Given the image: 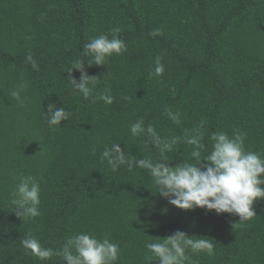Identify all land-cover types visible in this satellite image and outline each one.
Wrapping results in <instances>:
<instances>
[{
	"label": "trees",
	"instance_id": "obj_1",
	"mask_svg": "<svg viewBox=\"0 0 264 264\" xmlns=\"http://www.w3.org/2000/svg\"><path fill=\"white\" fill-rule=\"evenodd\" d=\"M116 28L127 51L89 66L84 45ZM155 29L160 35L150 36ZM157 56L165 70L149 76ZM77 60L99 78L93 97L110 86L111 105L73 90L68 81L79 83L81 70L66 71ZM50 104L70 114L59 126L46 122ZM166 107L181 113L180 126ZM139 118L163 137L183 135L204 118L207 151L211 133L237 130L247 135L246 150L264 156V0H0V264H64L26 254L22 239L58 250L80 232L119 244L116 264H147L145 243L177 230L212 239L216 255L193 256L195 264H264V200L243 222L185 211L156 194L145 170L113 172L101 163L114 143L131 157L158 158L130 133ZM190 152L178 144L170 166L191 162ZM21 175L41 189V215L25 221L10 204Z\"/></svg>",
	"mask_w": 264,
	"mask_h": 264
},
{
	"label": "clouds",
	"instance_id": "obj_2",
	"mask_svg": "<svg viewBox=\"0 0 264 264\" xmlns=\"http://www.w3.org/2000/svg\"><path fill=\"white\" fill-rule=\"evenodd\" d=\"M113 35H100L84 45V55L91 57L92 64L106 65L111 56L122 55L127 51L125 42L116 35L119 28L113 29ZM161 30L155 29L150 36L160 35ZM33 70L39 71L37 62L31 55L26 57ZM85 62L74 61L68 67V73L73 69L81 70L79 83L70 78L73 90L83 96L85 100H102L111 105L114 97L110 86L106 91L93 97V91L99 78L90 77L83 72ZM164 64L160 56L155 59V65L149 76H162ZM21 87H24L23 85ZM17 101L21 100L20 90L11 92ZM128 100L130 97H124ZM165 115L172 123L182 124L181 113L165 108ZM69 112L55 105L48 106L46 122L49 127L59 126L69 118ZM206 120L202 118L197 126L184 129L183 135L163 137L152 124L145 125L144 119L139 118L130 125V133L134 138H145L158 152V158L143 157L137 159L126 155L120 143L105 147L101 153V163L107 162L111 171L116 172L121 166H127L128 171L142 169L151 177L156 186V194L181 210L207 211L214 210L217 215L228 213L240 218V222L256 216L254 204L264 200V156L255 151L246 150L244 132L234 130L230 136L227 132L219 131L210 134L211 150L207 151L203 143L205 138ZM178 144L191 146L190 161L183 160L175 166H170L168 154L172 153ZM93 154L95 151L93 150ZM17 178L13 177L15 181ZM40 184L32 176L19 177L13 198L10 200L12 213L22 221L31 220L41 215L40 212ZM22 247L26 254L35 256L41 261L50 260L54 256L61 257L67 264H116L120 256V246L104 237L97 239L95 235L80 232L68 237L62 248L54 250L43 247L38 239L28 236L22 239ZM148 255L147 264H195L193 256L206 254L216 255L212 239L207 237L189 236L186 232L177 230L173 234L155 241L146 242Z\"/></svg>",
	"mask_w": 264,
	"mask_h": 264
}]
</instances>
